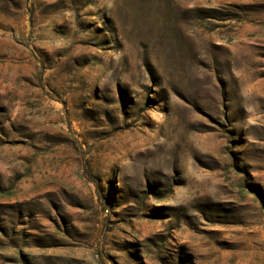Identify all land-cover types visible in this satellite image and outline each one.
<instances>
[{"label":"rangeland","instance_id":"1","mask_svg":"<svg viewBox=\"0 0 264 264\" xmlns=\"http://www.w3.org/2000/svg\"><path fill=\"white\" fill-rule=\"evenodd\" d=\"M0 264H264V0H0Z\"/></svg>","mask_w":264,"mask_h":264}]
</instances>
